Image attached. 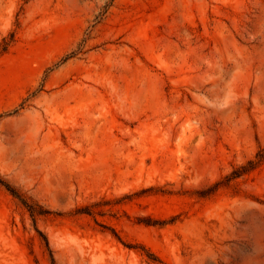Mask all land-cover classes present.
Wrapping results in <instances>:
<instances>
[{
	"label": "rangeland",
	"instance_id": "374dc122",
	"mask_svg": "<svg viewBox=\"0 0 264 264\" xmlns=\"http://www.w3.org/2000/svg\"><path fill=\"white\" fill-rule=\"evenodd\" d=\"M261 148L264 0H0V264H264Z\"/></svg>",
	"mask_w": 264,
	"mask_h": 264
},
{
	"label": "trees",
	"instance_id": "16d2710c",
	"mask_svg": "<svg viewBox=\"0 0 264 264\" xmlns=\"http://www.w3.org/2000/svg\"><path fill=\"white\" fill-rule=\"evenodd\" d=\"M6 45H7V42H5V45L3 46L2 50H5ZM263 161H264V148H261V149L257 152V154H256V156H255V159L248 160L247 163H246L245 165L241 166V168H240L239 170L234 171L233 174H234V176H236V175H238V174H240V173H243V172H245V171L251 170V169L257 167V166H258L259 164H261ZM0 182H2V181H0ZM5 186H6V188H7V189H8L13 195H15L16 197H18V198L21 200V202H22L23 204H25V206H27L28 209H29L31 212H34V211H35V209H34L35 207H34L33 205H31L30 203H28V202L26 201V199L22 198L21 195H19L18 193H16V191H15L12 187H10V185L5 184ZM37 212H38V213H43V212H47V211H37ZM51 262H52V264H54V260H53V258L51 259Z\"/></svg>",
	"mask_w": 264,
	"mask_h": 264
}]
</instances>
